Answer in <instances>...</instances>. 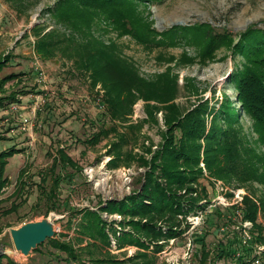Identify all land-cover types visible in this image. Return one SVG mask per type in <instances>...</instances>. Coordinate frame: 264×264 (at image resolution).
<instances>
[{"label":"rangeland","instance_id":"374dc122","mask_svg":"<svg viewBox=\"0 0 264 264\" xmlns=\"http://www.w3.org/2000/svg\"><path fill=\"white\" fill-rule=\"evenodd\" d=\"M53 2L40 0L20 14L5 0H0V61L3 63L0 78L14 74L2 84L0 96L14 95L17 99L0 109V153L11 151L4 157L6 164L0 176L5 183L0 193V256L6 255L13 264H91L90 256L76 240L78 233L73 228L77 219H73L72 224L69 222L71 210L84 206L97 209L100 201L122 198L140 186L145 171V167L137 162L108 167L110 157L106 153L115 139L112 133L95 145L85 142L102 124L107 127L116 125L120 130L122 127L120 121L103 114L106 109L100 99L103 90L99 84L92 88L88 77L73 68L72 59L60 54L44 59L35 50L38 37L30 30L34 24L43 27V32L51 29L65 34L72 32L70 26L57 23L45 12ZM140 9L150 28L157 33L154 38L150 36L152 40L148 44L137 41L130 34H121L102 21L99 28L94 29V34L106 42L114 41L145 79L149 80L155 73L171 66L178 84L174 102L184 114L204 101L218 108L228 100L238 113L233 126L240 130L241 137H235V140H242L244 147L251 148L253 153L264 155V144L252 129L250 117L242 112L231 80L232 74L245 62L233 46L249 26L264 28V0H152L140 4ZM183 27H189V33ZM171 29H174L173 39L163 35ZM224 34L230 39L226 40L230 44L216 47L212 58L204 56V45L211 36L218 41ZM213 114L204 115L206 129L213 123ZM155 115L156 122L142 124L139 139L132 142L133 152L140 154L142 143L152 150L161 144V130L166 129L162 109ZM127 117L130 123L147 119L144 101L137 100ZM220 122L226 126L223 120ZM233 141L234 137H228L225 147L231 146ZM59 149H63L77 167L52 171L50 167ZM200 153L202 155V151ZM145 156L149 158L150 155L147 152ZM202 160L201 156L199 166L204 176L198 180L197 186L206 197L207 206L198 215L190 213L186 216L188 227L181 236L164 245L156 254L155 264H202L200 237H204L206 245L204 264H232L234 260L231 257L215 256L220 241L218 237H223L217 233V228L237 220L231 216L232 206H229L233 200L236 203V192L240 191L243 205V197L257 204V198L264 197L262 184H239L233 179L215 178L207 173ZM41 173L65 176L57 193L59 206L56 211L45 213L49 201L40 193V186L43 188ZM71 177L70 181L66 179ZM205 200L200 203H205ZM101 215L108 221L122 219L116 213L108 215L102 212ZM47 216L55 225L54 236L28 255L17 251L10 237V228ZM194 216H199L200 225H192L191 220H196ZM257 218L255 223L252 221L253 230L258 234L255 225L260 223L263 235L261 213L258 212ZM110 238V245L103 250L93 249L94 257L110 256L124 260L140 250L133 245L118 247ZM56 241L71 243L79 259L73 260L54 248ZM7 258H2V262L6 264Z\"/></svg>","mask_w":264,"mask_h":264},{"label":"trees","instance_id":"16d2710c","mask_svg":"<svg viewBox=\"0 0 264 264\" xmlns=\"http://www.w3.org/2000/svg\"><path fill=\"white\" fill-rule=\"evenodd\" d=\"M5 1L21 14L40 0ZM149 1L152 0H54L45 12L57 23L70 26L72 32L65 34L52 29L43 32L39 24L30 28L38 37L34 48L41 57L51 59L60 54L61 57L72 59L73 68L88 77L91 87L99 84L103 90L100 98L101 105L106 107L103 114L120 121L122 130L116 125L107 127L102 124L85 142L95 145L112 133L115 139L107 149L106 154L110 157L108 167L129 165L132 162L145 167L140 186L122 198L100 201L97 209L84 206L71 210L69 222L72 224V220L77 219L73 228L78 233L76 240L90 256L91 264H155L156 254L162 251L164 245L170 239L181 236L188 227L186 216L196 214L207 206L206 197L197 186L198 180L204 176L199 166L201 156L210 176L225 181L233 179L239 184L258 182L264 186V155L253 153L251 148L244 147L242 140H235V137H241L240 130L233 126L238 113L228 100L218 108L204 101L184 114L183 109L174 102L178 84L171 66L155 73L151 79H145L114 41L106 42L94 34V29L97 30L102 21L112 25L121 34H130L137 41L148 44L152 40L150 36L154 38L157 33L145 20L140 4ZM182 29L189 33V27ZM173 31L167 30L163 35L173 39ZM238 38L233 47L244 57L245 62L232 74V86L237 91L242 112L250 117L252 129L264 144V28L249 26ZM227 39L225 34L220 35L218 41L211 36L202 54L212 58L216 47L230 44V39L228 42ZM2 68L3 63L0 61V72ZM13 75L1 77L0 88ZM140 99L144 101L147 119L130 123L127 116L132 112L133 104ZM15 100L14 95L0 96V109ZM160 109L166 125V129L161 130V144L152 150L142 143L141 153L133 152L132 142L139 139L142 124L146 121L156 122L155 112ZM206 113H214L213 123L207 129L204 123ZM220 120L226 126H222ZM230 136L234 137V141L231 146L225 147V140ZM147 152L149 158L145 156ZM10 154L11 151L0 153V158L3 157L0 161V176L6 164L4 157ZM68 167H77V164L63 149H59L50 168L52 171L56 168L66 171ZM52 174L41 175L43 188L40 186V193L49 201L45 213L57 210V193L62 180H65L61 173ZM66 179L70 181L72 177ZM4 186L5 183L0 180V193ZM202 200L205 203H200ZM243 200V218L255 223L259 212L264 221V197L257 198L258 204L248 197H243ZM234 207H231V213ZM102 212L119 214L122 219L105 220ZM255 226L259 232L255 239L262 242V226L260 223ZM110 237L118 247L133 245L140 250L124 260L110 256L94 257L93 249L100 251L109 246ZM199 240L202 254L200 262L204 264L206 245L204 237ZM231 244L220 240L215 256L232 258ZM53 246L71 259H79L71 243L56 241ZM4 257L7 258L6 255L0 256V264H5L2 262ZM6 264L13 262L7 258ZM232 264L239 263L234 260Z\"/></svg>","mask_w":264,"mask_h":264},{"label":"built area","instance_id":"2783aa9c","mask_svg":"<svg viewBox=\"0 0 264 264\" xmlns=\"http://www.w3.org/2000/svg\"><path fill=\"white\" fill-rule=\"evenodd\" d=\"M235 197H237L235 199L236 203L233 200V204L229 206H236L232 213L230 211V214L234 216L233 219L236 218L237 220L229 224L223 223L220 225L217 228V233L219 232L223 237H217L224 242L229 241L232 243V258L239 264H264V243L255 239L257 232L253 230L252 221L243 218L242 195H240V191L235 193ZM194 217L196 220H191L192 225H200L201 220L199 216Z\"/></svg>","mask_w":264,"mask_h":264},{"label":"water","instance_id":"95a60500","mask_svg":"<svg viewBox=\"0 0 264 264\" xmlns=\"http://www.w3.org/2000/svg\"><path fill=\"white\" fill-rule=\"evenodd\" d=\"M55 231L53 221L47 216L39 220L24 222L15 228H10L9 233L14 248L23 255H28L31 250L35 249L47 238L53 237Z\"/></svg>","mask_w":264,"mask_h":264}]
</instances>
